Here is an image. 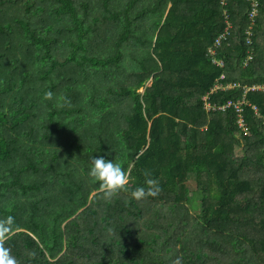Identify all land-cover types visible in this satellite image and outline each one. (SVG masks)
Masks as SVG:
<instances>
[{"label": "trees", "instance_id": "1", "mask_svg": "<svg viewBox=\"0 0 264 264\" xmlns=\"http://www.w3.org/2000/svg\"><path fill=\"white\" fill-rule=\"evenodd\" d=\"M222 1L0 0V218L21 264H264V92L245 95L248 136L202 101L222 74L240 88L215 107L264 85V0L246 67L249 3ZM100 156L132 177L109 201ZM146 170L162 191L136 201Z\"/></svg>", "mask_w": 264, "mask_h": 264}, {"label": "clouds", "instance_id": "2", "mask_svg": "<svg viewBox=\"0 0 264 264\" xmlns=\"http://www.w3.org/2000/svg\"><path fill=\"white\" fill-rule=\"evenodd\" d=\"M53 97L54 94L51 91L46 92L44 95L45 100H52ZM70 104L71 101L67 97H64L63 103L57 106L64 107ZM88 174L95 181L99 182V193L102 194L106 201L117 196L120 191L127 190L128 185L132 181L129 171L122 167L120 163L108 160L103 156L92 158ZM144 176V186L136 187L131 191V197L136 201L155 197L162 191L159 180L153 178L150 171L146 170ZM14 225V217L0 218V264H21L20 260L12 254V249L6 246L7 241L15 234ZM28 255L34 256L35 253H28ZM174 264H180L179 259Z\"/></svg>", "mask_w": 264, "mask_h": 264}, {"label": "built area", "instance_id": "3", "mask_svg": "<svg viewBox=\"0 0 264 264\" xmlns=\"http://www.w3.org/2000/svg\"><path fill=\"white\" fill-rule=\"evenodd\" d=\"M249 3L250 8H248L247 12V18H248V25L245 30V37H246V45L250 47L247 57L245 61L243 62L244 67H246L249 62H251L254 59V53L252 51V44H253V37H254V28L256 24V18L259 14V3L257 0H246ZM224 0L222 3L224 4ZM223 20L225 24V28L222 33L218 35V37L214 40V43L208 48V56L212 60V63L216 65L217 67L224 68L225 63L222 59L218 57L219 50L224 46L225 43L228 42L229 38L232 35V32L234 30V25L231 20V16L227 11L223 12ZM237 88H240V85L235 83H225V74H222V76L215 82L213 88L211 91L202 98L203 101V109L206 113L209 112H215V111H224L227 108H232L235 117H236V125L239 128L241 132L244 133L245 136H248L249 133L247 131V127L244 123L243 119V111L244 107L248 106L254 114H257L258 109L255 106H252L246 101L245 95L247 92H264V85H257L253 87H244L243 94L240 99L236 101H228L225 105L221 107H215L210 105V97L218 92H227V91H233ZM264 119V117H263ZM264 125V122H263Z\"/></svg>", "mask_w": 264, "mask_h": 264}, {"label": "rangeland", "instance_id": "4", "mask_svg": "<svg viewBox=\"0 0 264 264\" xmlns=\"http://www.w3.org/2000/svg\"><path fill=\"white\" fill-rule=\"evenodd\" d=\"M142 91V90H141ZM234 154L235 157H240L241 156V151L240 147H234ZM189 201L191 203L190 205V213L191 214H198L200 210L199 206V195H198V188L197 185H195L193 182L189 184Z\"/></svg>", "mask_w": 264, "mask_h": 264}]
</instances>
